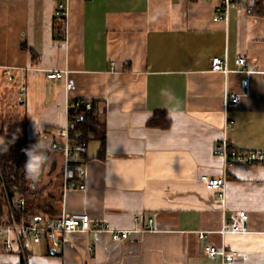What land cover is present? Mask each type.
<instances>
[{
  "label": "crops",
  "instance_id": "obj_1",
  "mask_svg": "<svg viewBox=\"0 0 264 264\" xmlns=\"http://www.w3.org/2000/svg\"><path fill=\"white\" fill-rule=\"evenodd\" d=\"M222 1L0 0V143L32 138L46 153L34 182L41 195L26 207L54 195L56 216L88 214L131 233L114 241L109 232H62L60 247L27 242L25 264H264V165L225 169L216 153L226 141L264 154V16L232 6L216 21ZM242 56L249 74L235 64ZM214 58L228 74L212 69ZM226 91L241 95L227 113ZM74 101L95 104L104 130L77 159L85 177L64 192V155L52 145H65ZM158 112L168 129L148 125ZM202 176L226 178L224 200ZM239 212L247 232L222 235ZM210 245L238 257L212 258ZM23 260L0 252V264Z\"/></svg>",
  "mask_w": 264,
  "mask_h": 264
},
{
  "label": "built area",
  "instance_id": "obj_2",
  "mask_svg": "<svg viewBox=\"0 0 264 264\" xmlns=\"http://www.w3.org/2000/svg\"><path fill=\"white\" fill-rule=\"evenodd\" d=\"M232 6H241L250 13H255L262 10L264 13V0H223L222 4L217 9L216 21L226 20L229 9ZM68 9L64 3H60L56 12V17L65 21L67 19ZM242 72L251 73V62L247 57H238L235 60ZM114 65V63L112 64ZM212 69L214 71L229 73L227 62L221 58H214L212 61ZM10 71L6 74L10 75ZM50 80L63 78L60 72H51L47 75ZM264 81V75H263ZM245 90L249 88V79L245 78L242 82ZM241 95L236 93L225 92L224 107L226 113L231 109L237 108L240 105ZM91 110L92 103L89 101H74L68 107V124L60 132L65 137V145H52V150L62 151L64 155V192L70 187L77 186L78 178L85 177V171L77 163V157L86 153V144L83 142L82 133L75 132L76 124L69 119L71 110ZM216 153L223 156L225 160V169L235 163L248 165H264V154L258 153H241L235 150H230V147L225 141L222 145L216 147ZM202 181L218 191V196L224 200L226 178H209L202 176ZM9 203L10 220L0 223V252L8 254H21L26 260V244H40L44 240L51 242L54 247H60L62 242L57 239V235L62 232H77V231H94V232H109L112 234L114 241L126 240L130 236V232L113 230L107 223L93 221L88 214H63L56 217H46L43 219H33L29 222L22 220L19 222L15 216L11 202ZM17 206L24 210L26 200L21 197L18 199ZM139 220V218L137 219ZM248 230V218L246 212H239L237 216L230 222L223 224L222 235L230 233H245ZM201 238H206V234L202 233ZM206 253L210 257L220 256L222 261H233L238 257L237 252L227 250L225 247L217 248L215 246H207Z\"/></svg>",
  "mask_w": 264,
  "mask_h": 264
},
{
  "label": "trees",
  "instance_id": "obj_3",
  "mask_svg": "<svg viewBox=\"0 0 264 264\" xmlns=\"http://www.w3.org/2000/svg\"><path fill=\"white\" fill-rule=\"evenodd\" d=\"M254 14L264 16L262 10ZM69 119L76 124L75 132L82 133L83 142L87 144L91 134L104 130L102 114L95 104L91 110H71ZM151 128L168 129L171 120L166 112H158L148 123ZM4 134L0 131V137ZM230 150H233L230 148ZM83 155L77 157L81 158ZM46 153L32 138L14 139L6 138L5 142L0 143V223L10 220L9 201L14 209L15 216L19 222H27L39 217H53L58 215L61 198L49 195L47 202L42 205L25 207L21 210L17 206L18 199L23 197L26 202L36 199L41 195V191L35 186L36 166L40 167ZM31 165L32 173L29 174L27 165ZM22 264H25L24 260Z\"/></svg>",
  "mask_w": 264,
  "mask_h": 264
},
{
  "label": "rangeland",
  "instance_id": "obj_4",
  "mask_svg": "<svg viewBox=\"0 0 264 264\" xmlns=\"http://www.w3.org/2000/svg\"><path fill=\"white\" fill-rule=\"evenodd\" d=\"M7 115H5V117H6ZM0 139H2V138H0ZM6 139H4L3 141H5ZM54 152H56V150H54ZM54 190H55V192L57 193V191H58V184L56 185H54Z\"/></svg>",
  "mask_w": 264,
  "mask_h": 264
},
{
  "label": "clouds",
  "instance_id": "obj_5",
  "mask_svg": "<svg viewBox=\"0 0 264 264\" xmlns=\"http://www.w3.org/2000/svg\"><path fill=\"white\" fill-rule=\"evenodd\" d=\"M27 167H28V170H29V174H30V176H31V173H32L31 165L29 164V165H27ZM32 178L34 179L35 177L32 176Z\"/></svg>",
  "mask_w": 264,
  "mask_h": 264
}]
</instances>
